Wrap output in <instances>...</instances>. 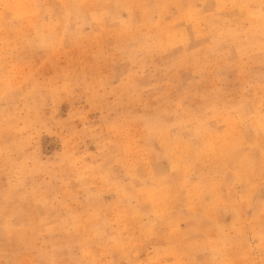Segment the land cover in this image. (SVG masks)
<instances>
[{
  "label": "rangeland",
  "instance_id": "rangeland-1",
  "mask_svg": "<svg viewBox=\"0 0 264 264\" xmlns=\"http://www.w3.org/2000/svg\"><path fill=\"white\" fill-rule=\"evenodd\" d=\"M0 264H264V0H0Z\"/></svg>",
  "mask_w": 264,
  "mask_h": 264
}]
</instances>
